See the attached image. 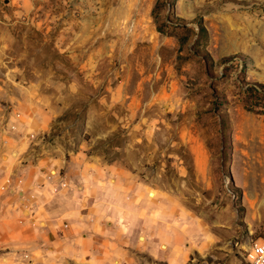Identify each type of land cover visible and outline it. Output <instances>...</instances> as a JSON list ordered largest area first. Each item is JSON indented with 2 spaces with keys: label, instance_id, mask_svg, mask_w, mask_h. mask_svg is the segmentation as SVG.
I'll use <instances>...</instances> for the list:
<instances>
[{
  "label": "rangeland",
  "instance_id": "374dc122",
  "mask_svg": "<svg viewBox=\"0 0 264 264\" xmlns=\"http://www.w3.org/2000/svg\"><path fill=\"white\" fill-rule=\"evenodd\" d=\"M1 131L51 174L104 168L117 228L145 225L113 229L108 263L251 264L264 0H0Z\"/></svg>",
  "mask_w": 264,
  "mask_h": 264
},
{
  "label": "crops",
  "instance_id": "0c3cea01",
  "mask_svg": "<svg viewBox=\"0 0 264 264\" xmlns=\"http://www.w3.org/2000/svg\"><path fill=\"white\" fill-rule=\"evenodd\" d=\"M25 137L0 132V264H111L106 256L126 250L115 249L113 229L119 236L128 226L131 235L145 225L137 219L117 228L119 214L99 193L104 168L90 177L51 174ZM158 252L177 259L168 245Z\"/></svg>",
  "mask_w": 264,
  "mask_h": 264
},
{
  "label": "built area",
  "instance_id": "2783aa9c",
  "mask_svg": "<svg viewBox=\"0 0 264 264\" xmlns=\"http://www.w3.org/2000/svg\"><path fill=\"white\" fill-rule=\"evenodd\" d=\"M255 259V264H264V241L259 242V246L256 247V252L250 254Z\"/></svg>",
  "mask_w": 264,
  "mask_h": 264
},
{
  "label": "bare ground",
  "instance_id": "6f19581e",
  "mask_svg": "<svg viewBox=\"0 0 264 264\" xmlns=\"http://www.w3.org/2000/svg\"><path fill=\"white\" fill-rule=\"evenodd\" d=\"M154 193H152V195H153ZM257 246H259V242H255L254 244H253V253H255L256 252V247ZM251 264H255V259L252 257V261H251Z\"/></svg>",
  "mask_w": 264,
  "mask_h": 264
}]
</instances>
